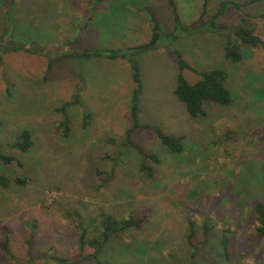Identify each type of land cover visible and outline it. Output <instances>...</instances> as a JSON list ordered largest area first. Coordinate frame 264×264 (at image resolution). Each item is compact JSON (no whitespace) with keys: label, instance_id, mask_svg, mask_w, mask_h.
<instances>
[{"label":"rangeland","instance_id":"rangeland-1","mask_svg":"<svg viewBox=\"0 0 264 264\" xmlns=\"http://www.w3.org/2000/svg\"><path fill=\"white\" fill-rule=\"evenodd\" d=\"M174 1L183 27L203 14L205 0ZM228 1L248 6L228 9L221 18L236 25L247 15L264 40V0H209L204 19ZM152 15L163 37L157 50L133 58L141 74L143 127L132 141L159 163L133 146L117 145L133 125L130 64L75 57L83 49L148 43ZM173 18L168 0H0V155L12 159L0 160V175L13 181L0 187V242L8 237L12 254L0 249V264H264L253 213L254 203L264 202V50L242 47L243 61L231 64L225 59L230 30L188 34L176 30ZM176 52L198 73L227 72L233 104L210 105L207 117H189L175 95L181 73ZM196 72L182 75L195 84L201 80ZM75 95L80 101L66 109L71 132L65 138L60 109ZM154 127L183 137V153L169 152ZM25 130L34 146L22 153L12 145ZM119 153L117 162L105 159ZM143 164L153 177L141 172ZM113 167L115 177L108 180ZM18 178L26 184H16ZM100 210L147 220L112 239L97 261H79L76 221L68 213L97 216ZM190 221L196 224L191 243ZM205 223L211 227L207 236Z\"/></svg>","mask_w":264,"mask_h":264},{"label":"trees","instance_id":"trees-1","mask_svg":"<svg viewBox=\"0 0 264 264\" xmlns=\"http://www.w3.org/2000/svg\"><path fill=\"white\" fill-rule=\"evenodd\" d=\"M104 0H95V3L102 2ZM209 0H205L204 2V10L203 14L200 16V19L189 26H182L180 24L178 15L176 13V5L174 0H168V4L172 9V14L174 15V21L176 23V30L181 29L185 32L194 33L196 31H206V32H216L222 30H230L231 35L227 39V44L225 48V59L227 62L231 64H239L244 59V53L242 51V47L248 48H261L264 50V40L260 35L257 34V30L255 26L249 22L247 15H243L240 21L236 25H228V22L223 20L221 17L224 12L228 9H235L238 11H242L244 7L248 6L246 4H241L235 1L223 2L221 4V8L212 15L208 20H205V16L207 14V3ZM262 1V0H253ZM252 1V2H253ZM152 23V34L151 39L148 43L143 45L135 46L132 48H128L126 50H97V49H83L81 53L76 55V58H90V57H104L109 60H117L122 59L127 61L132 69V80L136 85V88L133 92V101L130 109V116L132 120V126L125 132V138L123 142L117 144L120 146V149H125L127 146H133L137 149V151L142 155L144 159H151L155 163H159V160L155 155L146 153L143 149L136 146L133 141L134 133L143 126L139 123V99L141 95V74L139 65L133 60V58L137 55L155 51L159 48V42L161 41L163 35L161 34L159 21L152 15L151 18ZM181 27V28H180ZM174 39H178L174 33L169 35ZM28 53H31L30 50L21 48ZM178 58V67L181 71L178 77V83L175 90L176 97L185 105L187 114L192 119L205 118L208 116L207 106L217 105L221 107H229L234 102L233 94L228 87V74L227 72L220 69H213L206 72H196L194 69L180 56L178 52H176ZM52 61H49L48 69H51ZM183 70H189L191 72H196L201 76V80H199L195 84H190L182 75ZM80 101L79 95H75L74 99L70 101L69 104L61 107L60 111L65 113L66 120L58 125V128L63 137H68L70 135V122L69 117L67 115L66 109L71 108L77 105ZM84 126H88L87 120L91 118L90 114L84 115ZM71 121V119H70ZM144 128H150L148 126ZM161 144L172 154L180 155L183 153L185 149L184 138L168 135L163 132L161 129L152 128ZM108 143L111 145H115V141L113 139H108ZM14 148L18 149L22 153L29 152L33 146V136L32 133L28 130L23 131L19 140L12 145ZM122 153L116 157H110L109 155L105 157V159H111L112 162L118 161L122 157ZM120 156V158H119ZM0 160L5 164H11L12 159L10 157H5L0 155ZM115 162V163H116ZM141 172L148 175L149 177H153V169L142 165ZM115 167L112 168L110 173H107L109 176L108 180L115 177ZM16 184L25 185L26 180L18 178L14 181ZM106 183V182H105ZM13 184L12 179L5 175H0V187L3 189H8ZM97 213V212H96ZM99 214L96 216L91 213H81L75 211L74 213H68L69 217L75 218L76 226L75 229L78 235V250H79V261L85 260H95L100 257L103 252L105 246L114 238L119 237L126 233L130 229H141L145 224L147 217L146 216H130V217H121L118 218L114 214L109 211L100 210ZM253 213L256 222L255 233L258 237L264 239V202L257 201L253 205ZM90 216L89 219L86 217ZM88 220V223L86 222ZM190 233L188 236L189 243H191L192 238L196 233V224L192 221L189 223ZM37 225L32 226V234L28 240V244L31 248L33 240L37 234L36 232ZM211 227L208 223H205L203 226V234L207 236ZM9 239L6 237L4 243L0 242V249L12 257V254L9 249ZM225 247L227 248V242L225 243ZM86 248H92L93 253H86ZM225 248V250H226ZM227 258H229L228 251L225 252ZM57 260L56 258H53ZM61 264H76V262H71L68 259H59ZM193 262L192 264H194ZM101 264V263H99Z\"/></svg>","mask_w":264,"mask_h":264},{"label":"crops","instance_id":"crops-1","mask_svg":"<svg viewBox=\"0 0 264 264\" xmlns=\"http://www.w3.org/2000/svg\"><path fill=\"white\" fill-rule=\"evenodd\" d=\"M117 60H119V59H117ZM122 60V59H121Z\"/></svg>","mask_w":264,"mask_h":264}]
</instances>
